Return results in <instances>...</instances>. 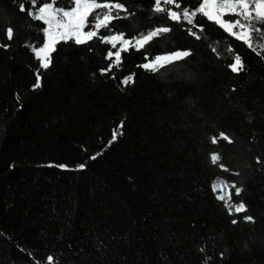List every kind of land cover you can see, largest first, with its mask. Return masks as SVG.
<instances>
[{
    "label": "trees",
    "instance_id": "1",
    "mask_svg": "<svg viewBox=\"0 0 264 264\" xmlns=\"http://www.w3.org/2000/svg\"><path fill=\"white\" fill-rule=\"evenodd\" d=\"M118 2L126 18L112 27L125 38L172 31L122 52L106 76L99 68L111 62L102 59L109 44L61 42L32 91L37 32L12 0H0V264H41L48 255L59 264H264V60L206 19L196 40L186 22L154 12V0ZM187 49L191 56L156 72L138 67L145 53ZM236 54L239 74L227 68ZM130 74L134 83H120ZM114 131L122 134L108 147ZM220 132L233 143L212 144ZM85 162L79 171L48 166ZM220 182L246 213L227 215L213 191ZM232 184L243 187L239 197Z\"/></svg>",
    "mask_w": 264,
    "mask_h": 264
},
{
    "label": "snow or ice",
    "instance_id": "2",
    "mask_svg": "<svg viewBox=\"0 0 264 264\" xmlns=\"http://www.w3.org/2000/svg\"><path fill=\"white\" fill-rule=\"evenodd\" d=\"M12 2L18 7L20 13H26L27 18L30 20L29 27L34 29L38 36V40L30 47V51L34 53L35 59L38 61V68L35 71V83L31 86L32 91L42 87L40 70H48L50 68L53 63V53L57 51V46L61 42H74L75 46H85L93 41L94 38H98L101 44H110L111 48L107 50L106 55L102 56V59L111 62L106 67L99 68L100 74L106 76L113 71L114 67H119L122 63V52L127 53L130 48L140 52L154 37L172 31L169 26L155 27L146 34L125 38L123 31L112 27L114 21L126 18L122 17L120 13L122 11L126 13L127 9L118 0H111V2H101V0H64V3H61V0H12ZM26 5H31V7H26ZM167 5H173L175 9H181V11L165 7ZM152 10L156 13H166L169 21L181 23L183 20L186 22L187 25L191 26L186 29L188 35L196 40H200L201 36L193 29L204 32V25L199 21L206 19L207 22L213 23L236 41L243 42L249 50L255 52L258 57L264 60V43H261V41H264V0H193V3L184 7L177 0H154ZM113 11H115V15ZM36 22H39V24ZM40 24L43 27H40ZM102 29H107L110 32L114 31L115 34L100 35ZM5 34L9 40L13 38L14 29L11 25L6 27ZM41 34L42 44L39 43ZM117 42H120V48L113 52L112 49L116 48ZM3 47L7 48L8 46L3 45ZM257 48L260 51H257ZM91 50L89 48V51ZM212 50L216 51L215 48ZM191 55L192 51L190 49L157 54L151 59L145 53L144 59L147 62L138 65V67L156 72L160 68L184 60ZM113 56H115V60H112ZM227 68L234 74L244 71L245 64L241 55L236 54L232 62L227 64ZM133 77L134 74H130L124 77L120 83L124 85L134 83ZM112 78L115 79V76L113 75ZM232 91H236V89L233 88ZM15 98L18 104L17 110L19 111L22 109L23 104L19 94H16ZM123 126L124 122L121 121L119 128L122 129ZM118 134H122V132L114 131L108 142V147L117 140ZM219 140L226 141L228 144L233 143V140L224 132L219 133V138L213 136L211 143L215 145ZM101 154L96 153L90 156L89 159L95 160ZM220 160L219 154L212 153L210 155L211 164L216 165ZM257 163H261L259 157H257ZM48 166L79 171L86 168V162L78 164L75 169H70L68 165L64 164H50ZM10 167H14V165H10ZM220 167L228 171L224 164H220ZM234 174L239 175V172ZM231 187L234 188L235 196L237 197L243 192L242 186L238 187L232 184ZM216 190L214 185L213 191L215 192ZM217 199L223 201L224 196H217ZM231 199L232 197L230 196L229 201ZM224 207L230 217L234 214L238 215L248 211L247 205L243 200L239 203L226 201ZM242 219L245 223H255L254 217L250 215H244ZM238 222L236 218L231 220L233 225ZM200 251L203 252L204 249L201 248ZM223 256L224 253H220L221 259H223ZM211 259V257H206L202 264H209ZM41 264H59V262L52 255H48L46 261L41 262Z\"/></svg>",
    "mask_w": 264,
    "mask_h": 264
},
{
    "label": "rangeland",
    "instance_id": "3",
    "mask_svg": "<svg viewBox=\"0 0 264 264\" xmlns=\"http://www.w3.org/2000/svg\"><path fill=\"white\" fill-rule=\"evenodd\" d=\"M106 11V10H105ZM225 18H229V17H225ZM111 35V34H110ZM255 35V34H254ZM261 43H264V41H261ZM110 45V44H109ZM111 46V45H110ZM120 48V42H117V45H116V48L114 49V52L116 51V50H118ZM113 58V60H115V56H113L112 57ZM215 186H216V193H217V195L218 196H224V200L222 201L224 204H225V202L227 201V202H229V197H230V190H229V188H228V186L226 185V184H224V183H222V182H220V183H216L215 184ZM230 203V202H229Z\"/></svg>",
    "mask_w": 264,
    "mask_h": 264
}]
</instances>
